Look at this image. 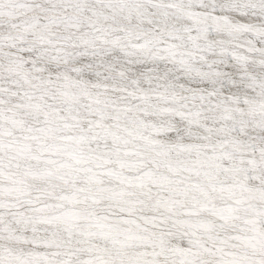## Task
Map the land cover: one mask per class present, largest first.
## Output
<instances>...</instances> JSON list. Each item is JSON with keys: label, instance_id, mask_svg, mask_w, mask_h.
Segmentation results:
<instances>
[{"label": "snow or ice", "instance_id": "1", "mask_svg": "<svg viewBox=\"0 0 264 264\" xmlns=\"http://www.w3.org/2000/svg\"><path fill=\"white\" fill-rule=\"evenodd\" d=\"M0 264H264V0H0Z\"/></svg>", "mask_w": 264, "mask_h": 264}]
</instances>
